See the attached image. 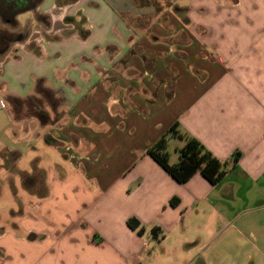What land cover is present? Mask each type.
Segmentation results:
<instances>
[{
	"label": "crops",
	"instance_id": "0c3cea01",
	"mask_svg": "<svg viewBox=\"0 0 264 264\" xmlns=\"http://www.w3.org/2000/svg\"><path fill=\"white\" fill-rule=\"evenodd\" d=\"M23 14L0 56V205L15 175L41 195L0 209V264H264V0ZM175 125L227 164L219 183L150 155ZM184 145L168 135L171 164Z\"/></svg>",
	"mask_w": 264,
	"mask_h": 264
},
{
	"label": "trees",
	"instance_id": "16d2710c",
	"mask_svg": "<svg viewBox=\"0 0 264 264\" xmlns=\"http://www.w3.org/2000/svg\"><path fill=\"white\" fill-rule=\"evenodd\" d=\"M41 3L42 0H0V56L5 55L13 44L25 39L22 33L16 34L18 32L15 31L18 27L19 15L36 10ZM11 101L17 100L11 99ZM168 133L151 147L149 153L175 180L184 184L196 173H201L212 184L221 181L227 172V164L216 158L198 139L181 132L177 125ZM168 135L185 141L184 147L179 151L180 160L177 164H171L169 161ZM239 159L240 154L235 157L234 162H238ZM173 203L175 204L176 201ZM128 225L140 235L145 233L137 218H130Z\"/></svg>",
	"mask_w": 264,
	"mask_h": 264
},
{
	"label": "rangeland",
	"instance_id": "374dc122",
	"mask_svg": "<svg viewBox=\"0 0 264 264\" xmlns=\"http://www.w3.org/2000/svg\"><path fill=\"white\" fill-rule=\"evenodd\" d=\"M26 17H27V14H21L19 16V19H25ZM3 29H7V28L6 27H3ZM19 33L20 32H18L16 34H19ZM13 178L14 179L16 178L15 183H14V185L16 187L12 188V191H9V194H10V196L12 194V197H14V198L11 201H5L4 203H2L0 205V209H2V210H5L6 205L9 206L11 204V205H13V206H11V208L14 207V205H15V207L13 208V210H16L17 211L18 208L16 209V205H17V207H19L21 205V203H24L26 201V199L28 197H30L31 195H33L34 198H36V197L38 198L41 195V193H39V192H27L25 190V187L26 186H24L22 180H20L18 178V176H16V175Z\"/></svg>",
	"mask_w": 264,
	"mask_h": 264
}]
</instances>
